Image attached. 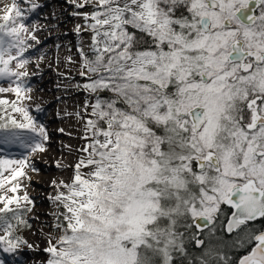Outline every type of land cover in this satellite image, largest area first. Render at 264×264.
Returning a JSON list of instances; mask_svg holds the SVG:
<instances>
[{"label":"snow or ice","instance_id":"obj_1","mask_svg":"<svg viewBox=\"0 0 264 264\" xmlns=\"http://www.w3.org/2000/svg\"><path fill=\"white\" fill-rule=\"evenodd\" d=\"M26 2L0 17V93L16 97L0 98V151L34 154L49 134L20 106L39 43ZM69 2L89 36L75 85L86 155L52 182L63 190L42 264H264V0ZM29 167L0 154L4 253L35 247L22 235L32 201L16 195Z\"/></svg>","mask_w":264,"mask_h":264},{"label":"bare ground","instance_id":"obj_2","mask_svg":"<svg viewBox=\"0 0 264 264\" xmlns=\"http://www.w3.org/2000/svg\"><path fill=\"white\" fill-rule=\"evenodd\" d=\"M12 2L0 0V17L5 6ZM34 2L39 7L32 13H26V23L30 30L37 29L39 43L29 40L34 47L25 53L29 59L26 70L30 74L28 80L32 91L28 93L31 99L22 101L20 106L28 108L38 124L45 125L49 140L45 142L46 150L43 153L32 154L20 144L4 145L0 151L12 159H20L22 154L31 155L32 163L38 169H25L27 178H19L21 187L16 193L22 196L27 192L32 201V211L29 213L31 227L24 238L35 247H22L15 254L0 250V259L5 264H42L47 258L48 254L43 249L48 246L47 235L54 234L50 229V220L55 218L53 213L57 212L56 202L50 197L63 190L55 187L52 182H70L74 174L70 165H74L84 155L78 150L85 144L81 139L83 121L75 116V112L79 110L78 106L83 105L85 93L76 89L75 85L83 82L78 74L81 70L78 48L81 41L87 42L89 38L85 39L86 33H76L75 24H82L83 21L72 15L74 8L69 0ZM21 6L27 9L30 4L21 0ZM0 86L7 87L8 83L0 81ZM0 98L9 101L16 99L14 93H0ZM8 111L18 120L22 119L21 113L11 112L10 108ZM8 187L3 189V195H13L7 191Z\"/></svg>","mask_w":264,"mask_h":264},{"label":"rangeland","instance_id":"obj_3","mask_svg":"<svg viewBox=\"0 0 264 264\" xmlns=\"http://www.w3.org/2000/svg\"><path fill=\"white\" fill-rule=\"evenodd\" d=\"M73 12V11H72ZM76 24H75V28H76ZM87 38H89V36L87 35V36H85V39H87ZM83 42H85V40H83ZM86 43V42H85ZM82 78V77H81ZM83 79V78H82ZM0 116H3V113H2V111H0ZM0 154H2V153H0ZM84 155H86V154H84ZM15 159H19L18 157H15ZM0 195H3V189H0ZM56 211H59L57 208H56ZM28 216H29V218H30V215H29V213H28ZM54 223H55V218H51V220H50V229L51 230H53V225H54ZM27 230H28V228H26V229H24L23 230V232H22V235H23V237H25V235H26V233H27ZM55 234V233H54Z\"/></svg>","mask_w":264,"mask_h":264},{"label":"trees","instance_id":"obj_4","mask_svg":"<svg viewBox=\"0 0 264 264\" xmlns=\"http://www.w3.org/2000/svg\"><path fill=\"white\" fill-rule=\"evenodd\" d=\"M257 227H259V225H257ZM241 253L240 252H235L234 255H240Z\"/></svg>","mask_w":264,"mask_h":264}]
</instances>
